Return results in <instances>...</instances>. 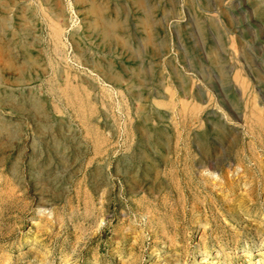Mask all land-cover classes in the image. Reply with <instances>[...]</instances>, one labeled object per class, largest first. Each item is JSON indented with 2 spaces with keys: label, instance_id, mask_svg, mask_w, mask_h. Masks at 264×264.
Segmentation results:
<instances>
[{
  "label": "rangeland",
  "instance_id": "rangeland-1",
  "mask_svg": "<svg viewBox=\"0 0 264 264\" xmlns=\"http://www.w3.org/2000/svg\"><path fill=\"white\" fill-rule=\"evenodd\" d=\"M57 1L0 0V264H264V0H173L198 21L196 47L183 34L203 79L174 86L167 115L137 105L129 54L88 26V2ZM94 1L120 23L134 4Z\"/></svg>",
  "mask_w": 264,
  "mask_h": 264
},
{
  "label": "crops",
  "instance_id": "crops-1",
  "mask_svg": "<svg viewBox=\"0 0 264 264\" xmlns=\"http://www.w3.org/2000/svg\"><path fill=\"white\" fill-rule=\"evenodd\" d=\"M140 1L141 3H138L134 0L132 5H121V34L118 31L119 27L114 29L110 27L113 30L111 31L109 28L110 37H102L107 42H109V39L120 42L122 57H124V52L129 54L128 59L126 57L121 59V68L125 71L124 73H127L126 75L131 76L132 79L131 81L129 79L128 82L133 83L135 91H139L140 97L136 101L137 104L138 101L140 102L139 107L141 105L142 107L151 106L153 113L160 112L167 115V112L174 107L172 95H169L174 86L177 87V91L184 93L185 97H188V93H190L185 88L186 84L190 85V88L193 87L195 93L201 86L199 79L203 78H200V72L197 69L198 57L195 54L191 55L193 48L189 47V39H186L183 34L187 30L188 35H191V45L196 47L197 42L193 38L198 39L199 35L197 30H194V33L189 32V24L198 21L195 19L187 20L188 15L185 13L190 11L188 5H181L173 2V0H153L151 3L145 2V0ZM131 11L134 13L133 15L130 14ZM193 11L198 10L194 9ZM147 14L149 16H145ZM194 27L199 29L198 25H193L192 28L194 29ZM149 34H152V36ZM216 45L218 46V44ZM199 47H201V44H199ZM203 53L202 51V55ZM212 54L213 51L209 50V57H214ZM129 60L135 63L133 68L127 66L126 63ZM181 61H184V63L191 62V64H186L188 71L180 70ZM103 62H106V66L99 61L93 63L96 71L107 78L108 74H115L118 78L121 77L122 81L124 75L115 71L112 61L108 62L104 59ZM143 92L148 96H144Z\"/></svg>",
  "mask_w": 264,
  "mask_h": 264
},
{
  "label": "bare ground",
  "instance_id": "bare-ground-1",
  "mask_svg": "<svg viewBox=\"0 0 264 264\" xmlns=\"http://www.w3.org/2000/svg\"><path fill=\"white\" fill-rule=\"evenodd\" d=\"M44 1V3L45 4H48L49 5V8L50 9H52V10H54L56 7H57V3H58V1L57 0H42V2ZM51 1V2H50ZM88 3H87V5H88V7H86L87 8V12H88V14H90V16H91V19H90V21L88 22V26L89 27H91L92 28V30L94 29V28H96L97 27V29L99 30V32L102 34V36L104 37V38H107V37H110V33H109V28L111 27L112 29H114V28H117L121 23L120 22H118L116 19H106V18H102L101 16H100V12L102 11V10H104V9H106V6L104 5V4H97L94 0H86ZM114 1V0H113ZM134 1V0H133ZM169 1V0H168ZM219 1V0H218ZM245 1V0H244ZM251 1V0H250ZM15 2V1H14ZM16 2H17V0H16ZM136 2H138V3H141V1L140 0H136ZM163 2V1H162ZM191 2H192V0H191ZM196 2V1H195ZM201 2V1H200ZM213 2V1H212ZM238 2V1H237ZM262 2V1H261ZM12 3V2H11ZM40 3V2H39ZM77 3V2H76ZM26 4V3H25ZM81 4H82V2H81ZM80 4V5H81ZM221 4V3H220ZM261 4V3H260ZM14 5H15V3H14ZM22 5V4H21ZM24 5V4H23ZM144 5V4H143ZM187 5V4H186ZM42 6V5H41ZM43 6H45V5H43ZM189 6V5H188ZM187 6V7H188ZM198 6V5H197ZM196 6V7H197ZM257 6V5H256ZM258 6H259V4H258ZM11 7H12V5H11ZM46 8H47V6H45ZM141 7V6H140ZM158 7V6H157ZM162 7V6H161ZM190 7V6H189ZM21 8V7H20ZM25 8V7H24ZM29 8H31L30 6H29ZM45 8V9H46ZM154 8V7H153ZM156 8V7H155ZM182 8V7H181ZM219 8V7H218ZM26 9V8H25ZM197 9V8H196ZM214 9V8H213ZM264 9V8H263ZM31 10H33V9H31ZM35 10V9H34ZM83 10H85V9H83ZM119 10V9H118ZM181 10V9H180ZM189 10V9H188ZM199 10V9H198ZM10 11V10H9ZM12 11V10H11ZM42 11V10H41ZM48 11H49V9H48ZM55 11V10H54ZM57 11V10H56ZM59 11V10H58ZM139 11V10H138ZM175 11V10H174ZM183 11V10H182ZM60 12V11H59ZM162 12H163V10H162ZM168 12V11H167ZM193 13H194V11H192ZM7 13H9V12H7ZM12 13V12H11ZM33 13V12H32ZM56 13V12H55ZM214 13V12H213ZM226 13V12H225ZM232 13V12H231ZM43 14H44V12H43ZM47 14V13H46ZM50 14H51V12H50ZM169 14V13H168ZM197 14V13H196ZM215 14V13H214ZM11 15V14H10ZM23 15V14H22ZM59 15V14H58ZM87 15V14H86ZM115 15H117V14H115ZM212 15V14H211ZM228 15V14H227ZM232 15V14H231ZM4 16V15H3ZM8 16V15H7ZM103 16V15H102ZM145 16H149L148 14L147 15H145ZM1 17V16H0ZM21 17V16H20ZM50 17V16H49ZM115 17V16H114ZM155 17V16H154ZM169 17V16H168ZM185 17V16H184ZM199 17V16H198ZM3 18V17H2ZM36 18V17H35ZM58 18V17H57ZM109 18H110V16H109ZM117 18V17H116ZM125 18V17H124ZM147 18V17H146ZM175 18V17H174ZM28 19V18H27ZM53 19V18H52ZM165 19V18H164ZM193 19V18H192ZM196 19V18H195ZM210 19V18H209ZM2 20H4V19H2ZM147 20V19H146ZM152 20V19H151ZM197 20V19H196ZM9 21V20H8ZM11 21V20H10ZM54 21H57L56 19L54 20ZM22 22V21H21ZM142 22V21H141ZM218 22V21H217ZM229 22H230V20H229ZM4 23V22H3ZM23 23H25V22H23ZM125 23V22H124ZM147 23V22H146ZM216 23V22H215ZM198 24H200V23H198ZM202 24V23H201ZM11 25V24H10ZM25 25H26V23H25ZM50 25V24H49ZM50 26H52V25H50ZM2 27V26H1ZM57 27V26H56ZM56 27H53L52 29H53V34H54V36H58L59 35V29L58 28H56ZM122 27V26H121ZM127 27V26H126ZM59 28H61V27H59ZM111 28H110V30H111ZM19 29V28H18ZM143 29H144V27H143ZM96 30V29H95ZM0 31H1V29H0ZM21 31V30H20ZM19 31V32H20ZM82 31V30H81ZM90 31V30H89ZM111 31H113V30H111ZM12 32V31H11ZM76 32V31H75ZM12 33H14V32H12ZM18 33V32H17ZM28 33V32H27ZM73 33V32H72ZM148 33H151V32H148ZM22 34V33H21ZM29 34V33H28ZM17 35V34H16ZM73 35H74V33H73ZM84 35V34H83ZM149 35H151L152 36V34H149ZM18 36V35H17ZM53 37V36H52ZM78 37V36H77ZM94 37V36H93ZM145 37V36H144ZM95 38V37H94ZM153 38V37H152ZM22 39V38H21ZM25 39V38H24ZM109 39V38H108ZM52 40V39H51ZM81 40V39H80ZM89 40V39H88ZM110 40V39H109ZM122 40V39H121ZM2 41H3V39H2ZM37 41V40H36ZM149 41V40H148ZM24 42V41H23ZM32 42H34V41H32ZM32 42H31V44H32ZM48 42V41H47ZM58 42V41H57ZM97 42H99V41H97ZM122 42H124V41H122ZM128 42V41H127ZM126 42V43H127ZM9 43V42H8ZM114 43H117V42H114ZM1 44V43H0ZM15 44V43H14ZM18 44H19V42H18ZM21 45L22 44H24V43H20ZM29 45H30V43H28ZM39 44V43H38ZM55 44V43H54ZM57 44V43H56ZM55 44V45H56ZM59 44V43H58ZM123 44V43H122ZM22 46H24V45H22ZM31 47H32V45H30ZM128 46V45H127ZM127 46H125V47H127ZM147 46V45H146ZM18 47H20V46H18ZM41 47V46H40ZM110 47V46H109ZM113 47V46H112ZM36 48V47H35ZM57 48V47H56ZM116 48V47H115ZM151 48H153V47H151ZM15 49V48H14ZM26 49V48H25ZM43 49V48H42ZM83 49H85V47L83 48ZM82 49V50H83ZM121 49V48H120ZM27 51H28V49H26ZM39 50H41V48L39 49ZM53 50V49H52ZM131 50V49H130ZM152 50V49H151ZM42 51V50H41ZM54 51V50H53ZM85 51V50H84ZM95 51V50H94ZM107 51V50H106ZM108 51H109V49H108ZM122 51V50H121ZM133 51V50H132ZM39 52V51H38ZM80 52V51H79ZM153 52V51H152ZM46 53V52H45ZM52 53V52H51ZM58 53H59V51H58ZM91 53V52H90ZM132 53V52H131ZM53 54V53H52ZM56 54V53H55ZM134 54V53H133ZM214 54V53H213ZM63 55V54H62ZM98 55V54H97ZM47 56H49V55H47ZM89 56V55H88ZM100 56V55H99ZM110 56V55H109ZM115 56H116V54H115ZM34 57V56H33ZM128 57H129V55H128ZM54 58V57H53ZM109 58V57H108ZM45 59V58H44ZM47 59V58H46ZM51 59V58H50ZM84 59V58H83ZM93 59V58H92ZM112 59V58H111ZM128 59V58H127ZM90 60V59H89ZM104 60V59H103ZM110 60V59H109ZM48 61V60H47ZM65 62V61H64ZM89 63H91L90 61H89ZM108 63V62H107ZM7 64V66L8 67H15V66H12V64L13 63H11L10 61L8 62V63H6ZM35 64H36V61L34 60V59H30L29 60V65H31V66H35ZM60 64V63H59ZM92 64V63H91ZM15 65V64H14ZM17 65V64H16ZM21 65V64H20ZM54 65H56V64H54ZM94 65V64H93ZM61 66V65H60ZM89 66V65H88ZM96 66V65H95ZM140 66V65H139ZM44 67V66H43ZM94 67V66H93ZM92 67V68H93ZM109 67H110V65H109ZM20 68V67H19ZM56 68V67H55ZM58 68V67H57ZM96 68H97V66H96ZM52 69V68H51ZM60 69V68H59ZM69 69V68H68ZM42 70H44V69H41V71ZM47 70V69H46ZM62 70V69H61ZM100 70H102L101 68H100ZM17 72H18V69L16 70ZM143 71V70H142ZM142 71H141V73H142ZM44 72H45V70H44ZM54 73L56 72V71H53ZM58 72V71H57ZM62 72V71H61ZM63 72H64V70H63ZM110 72V71H109ZM132 72V71H131ZM140 72V71H139ZM48 73V72H47ZM117 73V72H116ZM145 73V72H144ZM20 74H21V72H20ZM58 74V73H57ZM60 74H62V73H60ZM72 74V73H71ZM120 74V73H119ZM55 75H56V73H55ZM69 75V74H68ZM109 76H108V78L109 79H107V80H112L113 82H117L118 80H119V78L115 75V74H108ZM22 76V75H21ZM20 76V77H21ZM71 76V75H70ZM69 76V77H70ZM140 76V75H139ZM142 76H143V74H142ZM18 77H19V75H18ZM29 77H30V75H29ZM35 77V76H34ZM33 77V78H34ZM39 77V76H38ZM52 77V76H51ZM58 77V76H57ZM131 77V76H130ZM145 77V76H144ZM22 78V77H21ZM55 78H56V76H55ZM61 78V77H60ZM68 78V77H67ZM50 79V78H49ZM130 79V78H129ZM57 80V79H56ZM55 80V81H56ZM66 80V79H65ZM75 80V79H74ZM4 81V80H3ZM2 81V82H3ZM13 81V80H12ZM21 81V80H20ZM30 80H28V82H29ZM49 81V80H48ZM83 81V80H82ZM131 81V80H130ZM139 81H141V80H139ZM14 82V81H13ZM16 82V81H15ZM46 82V81H45ZM51 82V81H50ZM58 82V81H57ZM65 82V81H64ZM68 82V81H67ZM66 82V83H67ZM62 83H63V81H62ZM78 83V82H77ZM235 83V82H234ZM56 84V83H55ZM74 84V83H73ZM79 84V83H78ZM74 85H76V83L74 84ZM90 85V84H89ZM88 85V86H89ZM127 85H129V84H127ZM126 85V86H127ZM32 86V85H31ZM41 86V85H40ZM52 86V85H51ZM67 86V85H66ZM80 86V85H79ZM119 86V85H118ZM130 86V85H129ZM141 86H142V84H141ZM140 86V87H141ZM13 87V86H12ZM25 87V86H24ZM34 87V86H33ZM86 87H87V85H86ZM136 87H137V85H136ZM41 88V87H40ZM51 88V87H50ZM60 88V87H59ZM77 88V87H76ZM79 88V87H78ZM138 88V87H137ZM47 89V88H46ZM61 89V88H60ZM80 89V88H79ZM132 89H134V88H132ZM56 90V89H55ZM77 90V89H76ZM130 90V89H129ZM60 91V90H59ZM58 91V92H59ZM31 92V91H30ZM30 92H28V93H30ZM61 92V91H60ZM66 92H68V91H66ZM138 92V91H137ZM33 93V92H32ZM49 93V92H48ZM55 93V92H54ZM57 93V92H56ZM35 94V93H34ZM51 94V93H50ZM60 94V93H59ZM68 94V93H67ZM71 95V94H70ZM69 95V96H70ZM136 95V94H135ZM139 95V94H138ZM262 95V94H261ZM33 97V96H32ZM32 97H30V99L32 98ZM75 97H76V95H75ZM136 97V96H135ZM140 97V96H139ZM36 98H38V97H36ZM72 98V97H71ZM39 99V98H38ZM77 99V98H76ZM37 100V99H36ZM73 100V99H72ZM78 100V99H77ZM4 101H7L6 99L4 100ZM29 102V101H28ZM84 102V101H83ZM6 103V102H5ZM73 103V102H72ZM85 103V102H84ZM10 105L13 107V106H15L14 105V102L12 101L11 103H10ZM35 104H33V106H34ZM44 105H45V102H44ZM138 105V104H137ZM239 105H241V104H239ZM139 106V105H138ZM29 107V106H28ZM38 107V106H37ZM43 107V106H42ZM141 107H142V105H141ZM30 108H32V107H30ZM41 108V107H40ZM241 108V107H240ZM138 109H141V108H138ZM43 110H44V108H43ZM37 111V110H36ZM35 111V112H36ZM150 111H151V109H150ZM22 112V111H21ZM38 112V111H37ZM37 112H36V114H37ZM40 112V111H39ZM139 112V111H138ZM25 113V112H24ZM43 113V112H42ZM46 113V112H45ZM44 113V114H45ZM150 113V112H149ZM23 114V113H22ZM160 114V113H159ZM38 115V114H37ZM46 116V115H45ZM154 116V115H153ZM39 117V116H38ZM43 118V117H42ZM144 118V117H143ZM34 119V118H33ZM37 119V118H36ZM46 119H48V118H46ZM46 119H44V121L46 120ZM49 119H51V118H49ZM162 119V118H161ZM221 119V118H220ZM254 119V118H253ZM208 120V119H207ZM38 122V121H37ZM40 122V121H39ZM61 122V121H60ZM145 122V121H144ZM209 122V121H208ZM50 124H51V122H50ZM263 124V123H262ZM143 125V124H142ZM17 126V125H16ZM255 126V125H254ZM47 127V126H46ZM249 127V126H248ZM14 128V127H13ZM50 128V127H49ZM142 128V127H141ZM37 129V128H36ZM143 129V128H142ZM143 131L144 130H142V134H143ZM262 131H264V130H262ZM44 132V131H43ZM42 132V133H43ZM48 132H50V131H48ZM256 132V131H255ZM16 133V132H15ZM41 133V132H40ZM47 133V132H46ZM159 133V132H158ZM261 133V132H260ZM18 134V133H17ZM141 134V135H142ZM151 134H152V132H151ZM43 135V134H42ZM49 135V134H48ZM17 136V135H16ZM41 136V135H40ZM61 136V135H60ZM232 136H234V135H232ZM57 137V136H56ZM62 137V136H61ZM71 137V136H70ZM144 137H146V136H144ZM152 138V137H151ZM257 138V137H256ZM263 138V137H262ZM261 138V139H262ZM55 139V138H54ZM61 139V138H60ZM148 139V138H147ZM77 140V139H76ZM150 140V139H149ZM26 141V140H25ZM64 141H66V140H64ZM63 141V142H64ZM70 141V140H69ZM74 141V140H73ZM146 141V140H145ZM229 141H230V139H229ZM55 142V141H54ZM147 142V141H146ZM262 142V141H261ZM79 143V142H78ZM237 143V142H236ZM256 143V142H255ZM43 144H45V143H43ZM70 144H73V143H70ZM70 144H68V145H70ZM148 144V143H147ZM57 145H58V143H57ZM236 145V144H235ZM54 146V145H53ZM67 146V145H66ZM80 146V145H79ZM97 146V145H96ZM261 146V145H260ZM57 147V146H56ZM59 147V146H58ZM64 147V146H63ZM242 148H244V147H242ZM242 148H240V149H242ZM253 148V147H252ZM12 150V149H11ZM62 150V149H61ZM66 150V149H65ZM76 150H77V148H76ZM80 150V149H79ZM137 150H138V148H137ZM261 150H262V147H261ZM34 152V151H33ZM61 152H63V151H61ZM60 152V153H61ZM66 152V151H65ZM26 153V152H25ZM136 153V152H135ZM238 153V152H237ZM144 154H142V156H143ZM240 155V154H239ZM249 155V154H248ZM63 156V155H62ZM72 156V155H71ZM131 156V155H130ZM136 156V155H135ZM141 156V155H140ZM204 156V155H203ZM129 157V156H128ZM144 157V156H143ZM206 157V156H205ZM247 157V156H246ZM249 157V156H248ZM66 158V157H65ZM132 159V158H131ZM139 159V158H138ZM141 159H142V157H141ZM144 159V158H143ZM140 160V159H139ZM148 160V159H147ZM217 160V159H216ZM260 160V159H259ZM146 161V160H145ZM213 161V160H212ZM252 161V160H251ZM254 161V160H253ZM129 162V161H128ZM210 162V161H209ZM250 162V161H249ZM248 162V163H249ZM253 164V163H252ZM244 166V165H243ZM242 166V167H243ZM264 166V165H263ZM252 167V166H251ZM257 167V166H256ZM95 168H96V166L94 167V170H93V172L95 171ZM102 168V167H101ZM242 169V168H241ZM259 169V168H258ZM250 170V169H249ZM260 170H261V168H260ZM259 170V171H260ZM264 170V169H263ZM41 171V170H40ZM92 172V173H93ZM99 172V171H98ZM96 173V172H95ZM92 175H95V174H92ZM99 175V174H98ZM255 175V174H254ZM90 177H91V175H90ZM94 177V176H93ZM93 179V178H92ZM91 179V180H92ZM257 183V182H256ZM96 184V183H95ZM195 184V183H194ZM223 184V183H222ZM255 184V183H254ZM260 184V183H259ZM135 185V184H134ZM220 185H221V183H220ZM262 185V184H261ZM41 186V185H40ZM98 186V185H97ZM197 186V185H196ZM224 186V185H223ZM44 187V186H43ZM186 187H188V186H186ZM199 187V186H198ZM243 187V186H242ZM256 187V186H255ZM132 188V187H131ZM194 188V187H193ZM195 188H197V187H195ZM194 188V189H195ZM141 189V188H140ZM184 189V188H183ZM244 189V188H243ZM258 188H256V190H257ZM129 190V189H128ZM142 191V190H141ZM244 191V190H243ZM262 191V190H261ZM41 192V191H40ZM137 192V191H136ZM193 192V191H192ZM253 192V191H252ZM256 192V191H255ZM53 193V192H52ZM142 193H143V191H142ZM246 193V192H245ZM260 193V192H259ZM192 194H194V193H192ZM245 195H247V194H245ZM250 195H251V193H250ZM249 196V195H248ZM250 197H252V196H250ZM203 199V198H202ZM249 199H251V198H249ZM259 199V198H258ZM193 201V200H192ZM253 202V201H252ZM48 203V202H47ZM176 203H177V201H176ZM37 205V204H36ZM210 205V204H209ZM206 206H208L207 204H206ZM198 207V206H197ZM204 206L202 205V208H203ZM212 207V206H211ZM259 207V206H258ZM183 208V207H182ZM196 208V207H195ZM206 208V207H205ZM260 208H262V207H260ZM200 209V208H199ZM210 209V208H209ZM181 210V209H180ZM186 211V210H185ZM197 211V210H196ZM240 211V210H239ZM182 212V211H181ZM180 212V213H181ZM201 212V211H200ZM262 212V211H261ZM182 214V213H181ZM184 215V214H183ZM182 215V216H183ZM262 215V214H261ZM194 220V219H193ZM198 220V219H197ZM195 221V220H194ZM193 221V222H194ZM158 222V221H157ZM197 222V221H196ZM180 223H182V222H180ZM200 223V222H199ZM196 224H198V223H196ZM209 224V223H208ZM132 225V224H131ZM206 225V224H205ZM131 227V226H130ZM170 227V226H169ZM197 227V226H196ZM165 228V227H164ZM180 228V227H179ZM128 229V228H127ZM160 229V228H159ZM124 230H126V229H124ZM163 230H165V229H163ZM173 230V229H172ZM236 230V229H235ZM168 231H169V229H168ZM201 231H203V230H201ZM126 232V231H125ZM130 232V231H129ZM164 232V231H163ZM128 233V232H127ZM170 233V232H169ZM176 233V232H175ZM206 233V232H205ZM262 233V232H261ZM264 233V232H263ZM122 234V233H121ZM126 235V234H125ZM173 235V234H172ZM179 235V234H178ZM233 235V234H232ZM235 235V234H234ZM237 235V234H236ZM165 236H166V234H165ZM264 236V235H263ZM126 237V236H125ZM138 237H139V235H138ZM169 237V236H168ZM172 237V236H171ZM231 237V236H230ZM205 238V237H204ZM236 238V237H235ZM234 238V239H235ZM133 239V238H132ZM139 239V238H138ZM169 239V238H168ZM207 239V238H206ZM141 240V239H140ZM144 240V239H143ZM172 240H173V238H172ZM220 240V239H219ZM236 240V239H235ZM259 240H260V238H259ZM258 240V241H259ZM137 241V240H136ZM175 241V240H174ZM181 242V241H180ZM172 243V242H171ZM207 243V242H206ZM205 243V244H206ZM232 243V242H231ZM201 244H203V243H201ZM235 244V243H234ZM138 245V244H137ZM141 245L143 246V244L141 243ZM142 246H140V248L142 247ZM183 246V245H182ZM205 246V245H204ZM122 247V246H121ZM200 248V247H199ZM205 249V248H204ZM206 250V249H205ZM134 261V260H133ZM136 261V260H135ZM131 262H132V260H131ZM169 262V261H168ZM123 263V262H122ZM130 263V262H129ZM170 264V263H169Z\"/></svg>",
  "mask_w": 264,
  "mask_h": 264
}]
</instances>
